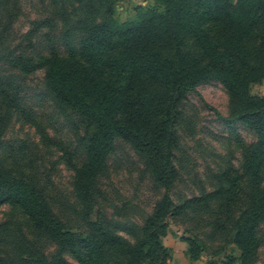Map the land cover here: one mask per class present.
I'll return each mask as SVG.
<instances>
[{
    "label": "trees",
    "instance_id": "1",
    "mask_svg": "<svg viewBox=\"0 0 264 264\" xmlns=\"http://www.w3.org/2000/svg\"><path fill=\"white\" fill-rule=\"evenodd\" d=\"M68 4H79L84 15L74 19L60 7L61 46L52 44L48 54L19 58L17 64L27 72L45 68L58 104L82 121L84 160L78 164L69 150L66 160L74 169V194L87 229L72 230L55 212L39 179L0 157V207L11 204L24 216L26 228L10 253L0 252V264H73L68 255L79 264H168L162 242L168 220L213 201L227 213L240 264H255L264 224V95L253 94L251 87L264 80V0H157L136 19L121 23L114 18L113 0ZM52 20L41 23L51 27ZM211 79L220 81L230 96V114L222 118L230 126L243 123L256 140L241 143L242 172L228 167L215 190L176 202L171 189L178 176L174 152L180 105ZM0 92L10 108H18L16 96L1 86ZM117 138L134 148L164 188L143 226L128 228L132 239L119 234L120 225L103 213L90 219L97 179ZM41 240L56 245L50 256ZM188 242L191 257L199 259L201 240Z\"/></svg>",
    "mask_w": 264,
    "mask_h": 264
},
{
    "label": "rangeland",
    "instance_id": "2",
    "mask_svg": "<svg viewBox=\"0 0 264 264\" xmlns=\"http://www.w3.org/2000/svg\"><path fill=\"white\" fill-rule=\"evenodd\" d=\"M114 18L121 23L136 19L157 0H113ZM60 7L73 18L83 16L79 4L68 0H0V86L17 97L10 108L0 92V157L23 165L39 179L58 216L74 231H85L87 221L82 204L74 194V169L67 162L66 150L72 151L78 164L84 160L79 145L84 127L81 119L61 107L46 83L45 68L27 72L17 59H37L48 54L49 46H61L63 20ZM74 18V19H75ZM53 19V26L41 23ZM54 27V28H53ZM264 95V80L251 87ZM177 130L179 144L174 152L178 176L171 195L176 202L205 195L219 185V175L228 167L243 171V147L255 142L256 134L240 122L231 126L222 118L230 114V96L225 86L211 79L197 86L180 105ZM241 189L246 190L245 182ZM164 188L155 183L143 158L121 138L96 183L95 220L103 213L120 225L119 234L132 239L128 228L143 226L162 197ZM232 205L230 209L237 208ZM241 204V203H240ZM219 202L190 209L168 220L162 242L169 253L168 264H240V250L232 243L233 231L227 213L219 211ZM229 213V212H228ZM216 220L226 222L218 226ZM24 216L11 204L0 207V252L11 251L23 235ZM261 245L255 264H264V224L259 227ZM202 242L199 259L189 252V238ZM41 249L50 256L53 243L41 240ZM67 259L79 264L74 257Z\"/></svg>",
    "mask_w": 264,
    "mask_h": 264
}]
</instances>
